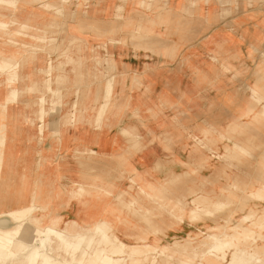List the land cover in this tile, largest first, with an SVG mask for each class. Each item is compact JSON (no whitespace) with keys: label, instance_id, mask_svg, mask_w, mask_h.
I'll list each match as a JSON object with an SVG mask.
<instances>
[{"label":"rangeland","instance_id":"rangeland-1","mask_svg":"<svg viewBox=\"0 0 264 264\" xmlns=\"http://www.w3.org/2000/svg\"><path fill=\"white\" fill-rule=\"evenodd\" d=\"M59 1L22 5L25 27H36L34 39L23 42L22 56L0 57L9 64L4 72L17 94L13 103L0 107V133L12 147L0 165L4 210L20 207L18 201L29 203L32 193L37 194L39 205L49 183H63L69 190L73 184L64 182L77 178L79 171L82 177L78 181H84L85 188L103 186L93 176L87 177V172L103 175L101 181L106 186L110 180L119 185L110 190L109 197L94 190L95 196L80 215L75 199L81 198L70 200L67 209L59 195L54 213L60 212L85 228L91 226L85 222L86 213L94 217L102 213L104 220L116 218V223H125L117 238L126 251L138 248L147 237L158 236V241L160 238L169 245L167 254L174 259L154 253V264H179L174 262L178 258L175 239H186L194 233L193 228L202 229L212 219L207 215L189 220V208L196 205L189 204L188 189L208 195L213 202L226 203L233 224L249 211L260 216L264 203L246 201L243 209L237 204L243 194L253 192L251 181L264 172V110L255 101L248 105L249 114L242 110L249 88L264 74V2L145 0L146 5L139 8L137 0H67L62 9ZM150 4L153 6L148 8ZM12 15L6 14L10 20ZM2 46L0 52L15 48ZM77 57L82 59L79 75L66 73L65 83H56L53 92L46 93L41 67L51 63L53 77H57L56 67L70 65ZM35 58L40 59L37 65ZM126 58L135 59L139 67ZM42 96L47 99L43 105L46 116L41 120L37 98ZM16 104L18 109L10 110ZM66 114L74 115V125L62 124ZM23 115L34 119V124H23ZM233 120L243 121L244 126V133L234 137L250 138V149L240 150L238 155L225 154L222 147L216 150L218 145L230 144L226 137L215 135L216 143H211L212 126ZM47 124L43 131L37 129ZM205 128L209 129L207 136L202 133ZM52 129L60 134L49 133ZM132 137L139 146L127 142ZM197 139L204 145L196 146ZM78 144H89L96 153L108 156L96 155L90 160L85 153L82 158L88 159L84 162L71 163V148ZM115 153L118 157L110 156ZM136 157L138 163L132 165ZM10 160L14 167L3 171ZM63 161L70 164L66 169ZM17 169L22 175H14ZM131 179L135 181L133 192L116 198L115 216L108 215L111 211L105 206ZM149 186L153 189L148 191ZM199 209V213L204 211ZM3 225L16 228L11 222ZM202 242L200 238L192 244L197 247ZM226 254L221 264L230 261L232 253Z\"/></svg>","mask_w":264,"mask_h":264},{"label":"bare ground","instance_id":"bare-ground-1","mask_svg":"<svg viewBox=\"0 0 264 264\" xmlns=\"http://www.w3.org/2000/svg\"><path fill=\"white\" fill-rule=\"evenodd\" d=\"M137 1V6L139 8H143V6L146 5L145 0ZM258 1L264 2V0ZM38 2L39 0H0V25L2 26L0 29V46L3 45L7 49L11 48L10 46L15 47L10 52H7V50L0 52V57H4L6 54L22 56V51H25L21 48L23 42L25 40L30 43L32 42L36 27H25L24 23L26 20L20 7L25 3L37 4ZM59 3L63 9V5L67 3V0H60ZM150 6L153 5L150 4L147 7L149 8ZM52 7V9H55L54 6ZM56 9H59V7ZM163 10L164 9H162L161 12ZM13 11L17 12L18 15L15 13L13 14ZM7 13L13 14L12 20L9 19L10 17L6 16ZM10 28L13 29L7 30ZM138 36L141 37V34ZM73 46L75 51L79 50L78 44H74ZM68 54L69 52L65 55ZM34 60L35 62L33 61V63L36 65L40 61V59L37 61V58ZM81 61L82 59L77 57L72 58L70 65L60 63L56 67L59 72L57 77H53L55 68L52 67L51 63H47L44 67H41L42 72L46 75L43 83L45 92L52 93L56 83L57 85L65 83L63 81L66 73L75 72L76 75H79ZM7 65L9 64H7L6 61H0V76H3V80L0 82V107L2 108L7 107L9 103H13L17 97L16 87L11 86V78L4 72ZM103 86L104 84H101V87ZM249 94V98L245 99V106L242 110L244 112L247 111V114H249L248 105H250L252 101H255L260 105L261 109L264 110V74L258 75L253 87L249 88ZM45 99L47 98L43 96L37 98V103L41 107L39 111V118L41 120L46 116V111L43 109ZM14 108L18 109L17 104L10 107V110ZM73 114H66L64 116L62 119V124L64 126L74 125L73 123H75V120ZM238 117L239 119L243 118L242 115ZM2 118L3 114L0 113V120ZM22 121L24 122L23 124H28L29 121L33 123L34 119L29 120L27 115H23ZM0 125L2 124L0 123ZM47 127H49L48 124L41 125L37 129L43 131ZM212 128L215 131V134L211 136L212 144L216 143L215 135L226 137L230 142V144L218 145L217 151L222 147L225 154L232 153L238 155L240 150L250 149L248 142L250 138L241 140L234 137V135H237L239 132L244 133L243 121L233 120L224 125L216 124L212 126ZM208 130L209 129L205 128L202 133L207 136ZM49 133L58 136L60 131L52 129ZM127 133V131H123L122 134L127 135ZM196 141V146L201 147L204 145L203 140L197 139ZM127 142L131 146L133 142H135L134 146H139V142L135 141L134 137L130 138ZM11 148V145L7 142L5 143L2 133H0V165L6 154H8V150ZM120 151L122 152V147ZM85 153L87 156H90V160L92 156L96 155L102 157L108 156L96 153L89 148V144H78L71 148V163L79 164L84 162L88 159V157L85 159L82 158ZM110 156L118 157V153L111 154ZM137 160L138 158L136 157V160L132 161V165L138 163ZM61 165L63 169H66L70 164L63 161ZM13 167L14 162L10 160L4 165L2 170L5 171ZM0 173H2V171H0ZM18 173L22 175V172L18 169L14 172V175L18 176ZM87 174V177L93 176L94 179L103 186L93 184L92 187H89L91 189L88 190L89 188L82 186V184H85L84 181H78V178L82 177V173L79 171V173H77V178L64 182L73 184L69 190H66L67 188L62 186L63 183H56L54 186H51L49 183L47 189L42 194L43 201L39 205L36 204L37 194L32 193L29 203L27 202V204H25L18 201L16 206L20 207L8 211L4 210L3 207L2 201L4 196H2V201L0 198V219H4L0 224V264H154L155 259H151L154 253H157L160 258L164 256H167L170 260L173 258L171 255L167 254V247L169 245L163 244L160 238L158 241L156 239L158 236L153 238L147 237V241H144V244L136 249H129V251L124 250V244L118 240L117 234H119L120 227L124 226L125 223L120 221L116 223V218L115 221L104 220L102 218V216H104L102 213L97 217L89 216V214L87 215L86 213L87 218L85 222L91 223V226L85 228L78 221L70 219L69 217H63L60 212L56 211V213H54L53 207L58 205L56 198L59 195L60 198L63 197L61 202L67 209L71 208L72 204L70 200H74L76 197L81 198L79 201L75 199L77 200L75 204L79 206V214L81 215L89 199L95 196L94 190H100L109 197L111 195L110 190H116L119 187L113 180H110V185L106 186L101 181L104 178L103 175L92 174V172H87ZM142 177H138L137 180L143 179ZM177 179L176 177V180ZM128 182V186H120V192L115 195L112 200H109L105 206V208L111 211L107 213L108 215L115 216L116 204L114 201L116 198L123 199L133 192L132 190L134 189L132 185L135 181L131 179L128 180ZM250 184L253 192L243 194L239 204H237V208L243 209L246 201H253L254 205L264 203V172L261 176L251 181ZM74 188H76L77 191H75ZM152 189V186L148 187V191ZM52 190H55V194H52ZM189 190L190 193H188V195L191 197L189 204L196 205L195 207L193 206L194 208H189V220L190 218L196 219L197 217L205 218L207 215L212 219H209L210 222L204 224L202 229L193 228L195 230L194 233L188 234L186 239H175L173 244L178 258L174 262L179 264H221V262L226 259V253L231 252L230 261H225L227 264H264V209L260 216H256L254 212L249 211L247 215H242L236 224H233V214L227 212L226 203L222 200L213 202L208 195L199 194L197 192L198 190L188 189L187 191ZM140 191L144 193L142 188H140ZM60 192L63 193V196H61ZM23 204L24 206H22ZM46 208L48 211L47 214H44ZM66 208H64V210H66ZM199 208H204V211L199 213ZM174 221L169 223L174 224ZM6 222H11L13 225L15 224L16 228L6 229L5 225H3ZM202 231H205V233H202ZM227 231H231V233L229 234ZM200 238L203 240L201 246H194L192 242L200 240ZM256 239L262 242L263 245L261 247L257 244ZM170 245L172 246V244Z\"/></svg>","mask_w":264,"mask_h":264},{"label":"crops","instance_id":"crops-1","mask_svg":"<svg viewBox=\"0 0 264 264\" xmlns=\"http://www.w3.org/2000/svg\"><path fill=\"white\" fill-rule=\"evenodd\" d=\"M139 60H140V59H139ZM139 60H137V61L139 62ZM142 60L145 61L144 58H143ZM126 61H129V63L131 62V65H134V66H136V67H137V66L139 67V64H135V59H134V60H132V59L129 60V59L126 58ZM137 61H136V62H137ZM141 62H142V61L140 60V64H141Z\"/></svg>","mask_w":264,"mask_h":264}]
</instances>
